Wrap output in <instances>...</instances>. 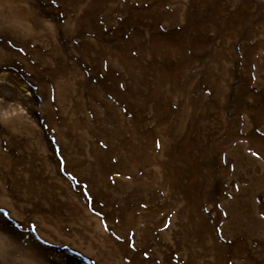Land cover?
<instances>
[{
	"label": "rangeland",
	"instance_id": "374dc122",
	"mask_svg": "<svg viewBox=\"0 0 264 264\" xmlns=\"http://www.w3.org/2000/svg\"><path fill=\"white\" fill-rule=\"evenodd\" d=\"M0 264H264V0H0Z\"/></svg>",
	"mask_w": 264,
	"mask_h": 264
},
{
	"label": "snow or ice",
	"instance_id": "6c2138e0",
	"mask_svg": "<svg viewBox=\"0 0 264 264\" xmlns=\"http://www.w3.org/2000/svg\"><path fill=\"white\" fill-rule=\"evenodd\" d=\"M253 155H256L255 153H253Z\"/></svg>",
	"mask_w": 264,
	"mask_h": 264
}]
</instances>
